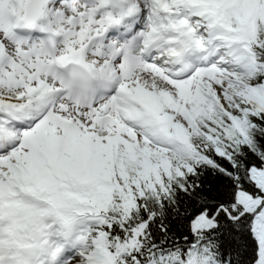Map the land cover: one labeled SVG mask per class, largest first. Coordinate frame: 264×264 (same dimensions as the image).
I'll return each instance as SVG.
<instances>
[{
  "label": "snow or ice",
  "instance_id": "6c2138e0",
  "mask_svg": "<svg viewBox=\"0 0 264 264\" xmlns=\"http://www.w3.org/2000/svg\"><path fill=\"white\" fill-rule=\"evenodd\" d=\"M0 264H264V0H0Z\"/></svg>",
  "mask_w": 264,
  "mask_h": 264
}]
</instances>
